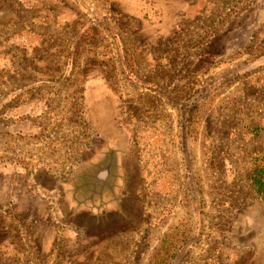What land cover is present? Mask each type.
<instances>
[{
  "label": "rangeland",
  "instance_id": "1",
  "mask_svg": "<svg viewBox=\"0 0 264 264\" xmlns=\"http://www.w3.org/2000/svg\"><path fill=\"white\" fill-rule=\"evenodd\" d=\"M263 164L264 0H0V264H264Z\"/></svg>",
  "mask_w": 264,
  "mask_h": 264
},
{
  "label": "trees",
  "instance_id": "2",
  "mask_svg": "<svg viewBox=\"0 0 264 264\" xmlns=\"http://www.w3.org/2000/svg\"><path fill=\"white\" fill-rule=\"evenodd\" d=\"M83 88H84V86H83ZM86 112L84 113V109H81V121L80 122L82 123V126H84L85 128L89 129L93 134H96L95 130L93 129V127L91 126V124L89 122L88 113H86ZM23 122H24V120H23ZM98 136L99 135H94L93 138H98ZM99 138H100V136H99ZM93 143L94 142H90L89 145L86 146V149H84L83 151H81L80 156H79V161L78 162H75L74 165H72V169L67 174H65V176L63 178H70V176H72L73 169L76 170L82 164V162L85 159L84 155L87 153V151L93 152L92 148H95L96 147V145H95L96 143L95 144H93ZM131 144L133 145L134 143L132 142ZM102 156H104V153H102ZM47 166H49L48 163H37L36 165H34V166H32L30 168L32 175L35 174V170L38 169V167H41V169L43 170L44 176H48L51 179H54V180H57V181H60L61 179H63L61 177H55L50 172L49 167H47ZM263 167H264V164L261 165L260 168H263ZM251 180H253L255 183H259V184H257L258 185L257 186L258 188H260L262 185H264V168L262 169L261 172H259L258 174L254 175L251 178Z\"/></svg>",
  "mask_w": 264,
  "mask_h": 264
},
{
  "label": "crops",
  "instance_id": "3",
  "mask_svg": "<svg viewBox=\"0 0 264 264\" xmlns=\"http://www.w3.org/2000/svg\"><path fill=\"white\" fill-rule=\"evenodd\" d=\"M103 87V86H102ZM103 90H105L104 92H105V94L106 93H108V89H106V87L105 88H102ZM108 150H110V151H113V149H111L110 147H108ZM95 160H97V159H95ZM115 168H117V166L115 165V164H112L111 163V165H110V168H109V173H108V178H109V181H110V183L108 184V186H109V188H107V194L109 195V199L107 198L106 200H104V201H102L103 200V198H104V196H103V193H102V197H100V198H98V200H97V202L99 201V200H101V204L102 205H104V204H107L106 205V207H108V205H110V204H112L111 202H117V201H114V200H116V199H114V197H113V195H112V192H113V190H115V188H116V186L114 185V184H112V181H113V179H115V178H118V176H115L114 174H113V169H115ZM107 195V196H108ZM112 205H116V206H119V204L117 205V204H112Z\"/></svg>",
  "mask_w": 264,
  "mask_h": 264
}]
</instances>
